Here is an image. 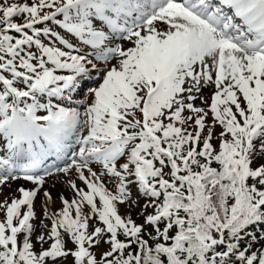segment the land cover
<instances>
[{
    "label": "snow or ice",
    "instance_id": "snow-or-ice-1",
    "mask_svg": "<svg viewBox=\"0 0 264 264\" xmlns=\"http://www.w3.org/2000/svg\"><path fill=\"white\" fill-rule=\"evenodd\" d=\"M20 180L0 264H264V0H0Z\"/></svg>",
    "mask_w": 264,
    "mask_h": 264
},
{
    "label": "rangeland",
    "instance_id": "rangeland-1",
    "mask_svg": "<svg viewBox=\"0 0 264 264\" xmlns=\"http://www.w3.org/2000/svg\"><path fill=\"white\" fill-rule=\"evenodd\" d=\"M82 92H83V90H82ZM25 186H29V185L27 184ZM56 186H58L59 188L65 190L63 188V185H61V184H57ZM45 187H49V185H45ZM14 190H15V188L14 189H12V188H3L2 190H0V199H3L4 196L7 195L10 192L12 194H15ZM37 208L39 209V197H37ZM120 210H121V212H123L125 210L123 205L120 206ZM133 215H135V211H133Z\"/></svg>",
    "mask_w": 264,
    "mask_h": 264
},
{
    "label": "bare ground",
    "instance_id": "bare-ground-1",
    "mask_svg": "<svg viewBox=\"0 0 264 264\" xmlns=\"http://www.w3.org/2000/svg\"><path fill=\"white\" fill-rule=\"evenodd\" d=\"M20 183H23V184L27 185V182H24V181L20 180V181H16V182H14V183L12 184L11 188H12V189L16 188V185H17V184H20ZM51 191H52V193H53V197H55L56 194H57V192H59V191H64V193H65L66 196L69 195V193L67 192L66 189L63 190V189L59 188L58 186H56L55 188H52Z\"/></svg>",
    "mask_w": 264,
    "mask_h": 264
}]
</instances>
